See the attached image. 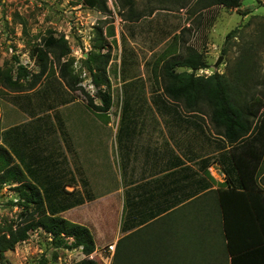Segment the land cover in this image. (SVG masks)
<instances>
[{"label":"rangeland","instance_id":"374dc122","mask_svg":"<svg viewBox=\"0 0 264 264\" xmlns=\"http://www.w3.org/2000/svg\"><path fill=\"white\" fill-rule=\"evenodd\" d=\"M105 2L107 12L89 7L86 0H0V69L14 76L15 57L37 74L41 66L33 51L47 56L45 73L32 90L15 92L0 84V145L22 170H34L40 182L33 183L44 198L55 202L59 184H68L63 188L72 196L65 199L74 205L66 203L54 215L85 226L94 242L93 252L85 256L81 248H55L38 229L6 252L3 264H79L85 259L110 264L107 247L130 233L131 226L121 231L126 221L136 220L123 211L129 172L151 164L161 150L165 154L167 134L177 149L185 147L181 140L197 144L194 132L189 133L193 127L199 132L196 121L203 126L200 131L220 135L210 122L208 105L200 102V113L183 116L181 102H172L162 91L164 61L184 57L189 48L201 53L207 65L195 74L224 75L234 101L264 135V0H241L234 9L203 7L196 0H135L139 18L132 20L116 0ZM49 37L66 43L68 54L60 64L58 51L44 43ZM91 54L109 55L103 71L111 97L106 113L94 108L102 103L85 62ZM62 64L78 90L69 91L59 78ZM253 137L249 141L256 133ZM14 186L0 188V223L15 226L22 217ZM209 256L200 264H212ZM155 257L158 264H170Z\"/></svg>","mask_w":264,"mask_h":264},{"label":"trees","instance_id":"16d2710c","mask_svg":"<svg viewBox=\"0 0 264 264\" xmlns=\"http://www.w3.org/2000/svg\"><path fill=\"white\" fill-rule=\"evenodd\" d=\"M116 2L122 10L123 8L128 9L130 16L127 18L128 20L139 18L138 14H135L133 11L135 0H116ZM240 2L241 0H196L195 3L203 7L216 5L234 9L239 7ZM86 3L89 7L97 8L99 11H108L105 0H86ZM120 14L124 17V12ZM44 43L46 47L58 51L55 60L60 64V59L68 54L66 43L63 40L59 41L52 37L45 39ZM33 54L41 66L37 74H30L14 57L16 62L14 76L10 71H2L0 69V84L15 92L32 90L45 73L47 61V56L42 50L35 49ZM108 61V54H91L85 60L91 76V82L96 87V94L102 103L101 106L94 107L90 101L89 105L102 113L108 112L111 108L110 85L103 73ZM176 68H184L187 71L177 72ZM205 68H207V65L203 55L191 48L188 49L184 57H176L164 61L161 72L163 93L172 102H181L185 114L179 113L183 116L200 113L198 104L200 102L208 105L211 109V124L230 145L236 147L239 143L254 138L253 135L256 130L251 126L252 124L248 116L245 115V110L234 101L229 81L226 80L224 75L216 72L209 76L195 74L198 70ZM58 74L69 91L78 90L77 81L68 71L67 64L60 65ZM103 87L104 89H102ZM261 140H263V144L260 146L258 161L252 167L250 164L248 168L247 178L250 180L257 179L264 171V135L259 137L260 143ZM235 147L233 148L235 149ZM258 164L259 168L256 169ZM235 166L240 179L244 182V171L236 160ZM124 172L122 171V176ZM34 173L33 169L22 170L13 161L11 153L0 145V188L5 184H15L13 191L18 197V206L21 208L22 217V222L19 225L14 226L11 223H0V264H3L6 252L13 250L16 245L25 241L28 238L29 232L38 229L50 236L51 243L55 248L66 250L81 248L82 254L89 256L94 250V242L89 230L85 226L72 223L54 215L63 211L62 209L66 206V203L70 201V199L68 201L65 198L72 195L66 193L63 188L64 185L68 186V184H59L58 191H55V195H53L57 197V200L53 202V199L42 196L38 185H36L40 181L38 182V177ZM224 173L227 175L225 169ZM27 176L33 177V180H29ZM34 181L37 182L33 183ZM127 182L128 180H125L123 183L124 187ZM260 182L262 187L258 189L252 186L250 188L246 187L242 192H238L233 186L229 185L230 187L219 189L216 193L219 226L226 240L225 252L230 257V264H244V261H246L245 257H251L252 255L256 257V253H259L260 264H264V176ZM229 195L239 198H234L233 203V200L228 198ZM256 195L260 197V203L256 200ZM59 201L62 204L57 203ZM239 202H242L246 206L244 207L246 212L242 216H239L235 210H232V207L231 210L235 215L229 209V206L233 204L234 208H237L235 205L240 204ZM256 204L263 208L262 213L256 211ZM69 205L73 206L74 202L69 203ZM50 211L51 213H49ZM123 211H125V215L128 218L130 216V194L127 186L124 190ZM128 229H130V223L126 221L124 226L121 227V231L125 232ZM234 234H241L239 240L236 239ZM238 242L241 243L240 248H236L239 246ZM256 248L260 250L256 252ZM148 255L149 257L146 258L144 251L140 248V239L137 233H128L117 240L110 264L159 263V260L153 256V250L148 251ZM39 264H44V261H41ZM79 264L97 263L93 260L85 259Z\"/></svg>","mask_w":264,"mask_h":264},{"label":"crops","instance_id":"0c3cea01","mask_svg":"<svg viewBox=\"0 0 264 264\" xmlns=\"http://www.w3.org/2000/svg\"><path fill=\"white\" fill-rule=\"evenodd\" d=\"M196 122L199 132L193 127L189 133L194 132L191 138L197 144L187 146V142L181 140L185 147L180 144L183 150L179 146L177 149L167 134L169 147L166 153L161 150L162 156L154 157L151 164L146 166L144 163L137 173L129 172L126 186L130 194V218H136L130 222V233H137L146 258L148 251L153 250L154 258L157 255L170 264H200L202 260L206 261L204 257L209 252L212 264H230V257L225 252L226 240L219 226L216 193L229 185L238 192L246 187H262L260 180L264 171L253 180L247 178V174L249 165L256 164L260 156L259 137L263 133L257 130L255 139L235 147L219 134L211 137L204 128L200 131L203 126ZM188 127L186 123L185 129ZM170 157L178 162L171 164ZM235 160L244 171V182L238 175ZM228 198L234 203V198L239 197L229 195ZM256 200L260 203L258 195ZM239 203L235 205L237 208L233 204L229 209L242 216L246 206ZM256 206V211L262 213L263 208ZM232 214L235 215L233 211ZM240 235L234 234L237 240ZM238 245L236 248H240L241 243ZM258 250L256 248V252ZM256 254V257H245L244 264H260L259 253Z\"/></svg>","mask_w":264,"mask_h":264},{"label":"built area","instance_id":"2783aa9c","mask_svg":"<svg viewBox=\"0 0 264 264\" xmlns=\"http://www.w3.org/2000/svg\"><path fill=\"white\" fill-rule=\"evenodd\" d=\"M199 71L202 72L201 70H199ZM114 250H115V245L112 244V245H109V246L107 247V250H106V251H107L109 254H112V255H113Z\"/></svg>","mask_w":264,"mask_h":264},{"label":"water","instance_id":"95a60500","mask_svg":"<svg viewBox=\"0 0 264 264\" xmlns=\"http://www.w3.org/2000/svg\"><path fill=\"white\" fill-rule=\"evenodd\" d=\"M222 57H219L216 62H215V66H218L221 63Z\"/></svg>","mask_w":264,"mask_h":264}]
</instances>
